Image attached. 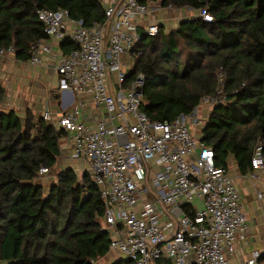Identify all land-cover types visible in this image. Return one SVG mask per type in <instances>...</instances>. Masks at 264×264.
<instances>
[{"label": "trees", "instance_id": "obj_1", "mask_svg": "<svg viewBox=\"0 0 264 264\" xmlns=\"http://www.w3.org/2000/svg\"><path fill=\"white\" fill-rule=\"evenodd\" d=\"M140 1L207 8L213 17L183 19L169 32L161 25L159 34L136 44L126 85L144 75L143 112L173 121L222 89L201 140L217 166L229 169L234 160L241 174L253 172L255 150L264 146V0ZM40 9H66L85 25L105 21L100 0H0V48L14 46L16 58L29 61L32 46L48 39ZM60 47L68 54L77 46L66 38ZM5 98L0 82V104ZM65 135L32 111L0 112V264H95L110 254L104 202L90 173L57 171ZM43 168L56 177L48 187ZM112 264L133 263L121 257Z\"/></svg>", "mask_w": 264, "mask_h": 264}, {"label": "built area", "instance_id": "obj_2", "mask_svg": "<svg viewBox=\"0 0 264 264\" xmlns=\"http://www.w3.org/2000/svg\"><path fill=\"white\" fill-rule=\"evenodd\" d=\"M100 1L105 21L93 25L66 9H40L38 15L48 38L60 43L69 38L77 46L55 65L58 90L88 98L100 113L94 129L78 118L85 100L58 117L49 110L42 115L58 130L73 133L72 159L88 163L82 170L100 190L110 253L133 264H233L238 241L250 232L242 194L229 169L216 165L214 150L201 140L211 111L205 117L200 111L220 103L222 89L218 96L204 97L190 115L151 120L143 112L144 75L126 85L130 70L124 62L144 35L159 34L161 24L152 19L164 6ZM196 11L185 19L213 20L207 8ZM32 49L33 65L43 62L42 53L53 56L46 39ZM15 52L14 46L0 48V56L16 57ZM263 149L261 143L255 150L254 171L264 170ZM262 254L254 250L239 264H257Z\"/></svg>", "mask_w": 264, "mask_h": 264}, {"label": "crops", "instance_id": "obj_3", "mask_svg": "<svg viewBox=\"0 0 264 264\" xmlns=\"http://www.w3.org/2000/svg\"><path fill=\"white\" fill-rule=\"evenodd\" d=\"M157 16L154 19L162 26H166V22L168 21H174L168 13L163 14L161 12V15ZM158 18L162 20L158 21ZM179 22L180 20L177 21V25L172 23V29L178 28ZM169 29L172 30L170 27ZM46 44L51 45L53 56L48 53H42L43 62L38 65H33L29 61H20L14 56H0V82L6 89V98L0 104V112L15 110L21 116H24L27 111H32L35 115L42 116L43 112L49 110L54 117H58L62 113L78 106L81 100H85L86 105L82 112L78 114V118L86 122L92 129L96 128L100 117L98 108L88 98H84L77 93L73 94L69 91L60 92L58 90L59 76L55 71V65L62 54H64L60 47V41L48 38L46 39ZM47 69L55 77L57 76V85L50 87L49 84H45L47 83L46 81H43L44 74L42 72ZM45 98L47 100L43 103ZM73 140V133H66L62 138V155L68 153L72 158ZM78 161L82 164V166H79L80 169L70 166L75 170L87 168L88 163L86 161ZM229 171L235 178L242 194L250 228V232L246 238L238 241L236 256L234 255L235 257L233 256L232 258L233 264H239L241 260L249 258L251 252L254 250L264 253V170L253 171L244 175L241 174L234 160H231ZM102 259L104 258L100 260Z\"/></svg>", "mask_w": 264, "mask_h": 264}, {"label": "rangeland", "instance_id": "obj_4", "mask_svg": "<svg viewBox=\"0 0 264 264\" xmlns=\"http://www.w3.org/2000/svg\"><path fill=\"white\" fill-rule=\"evenodd\" d=\"M161 2L160 1H156V2H154L153 3V5L155 6V7H157V6H159L158 4H160ZM164 9H162V10H156V14H155V16L153 17V21H156L157 22V20H155L154 18L158 15H161V12L163 13V14H167L168 13V15L170 16L171 15V18H173L174 19V21L172 22V21H168V22H166V26H164L165 27V29H166V32H169V27L172 29V23L173 24H176L177 23V21H179L180 20V22L183 20V19H185V17H192V16H194V15H197L198 14V11H196V10H194V9H192L191 7H175L174 6V8L173 9H171V8H168V7H163ZM157 16V17H158ZM164 18H165V16H164ZM183 18V19H182ZM159 20H162V19H159L158 18V21ZM179 22V23H180ZM171 25V26H170ZM177 25V24H176ZM179 26V25H178ZM168 30V31H167ZM173 30V29H172ZM171 31V30H170ZM106 33L107 34H109V29H107L106 30ZM149 41V39L147 40V42ZM54 50H56V49H54ZM48 55V54H47ZM54 60V59H53ZM125 65H126V69L127 70H131V68H132V66H133V61L131 60V59H128V60H125ZM125 65H124V69H125ZM42 74H44L43 75V81H46L47 83H45L46 85H48L49 84V86L50 87H52V85H57L58 84V78H57V76L55 77L54 76V74L51 72V71H49L48 69L47 70H44L43 72H42ZM47 100V98H45V100H44V102L43 103H45V101ZM205 107V109H203V110H201L200 112V117H205L207 114H208V112L209 111H212V109H213V107H214V105H206V106H204ZM210 109V110H209ZM191 127V129H192V131H194L195 132V130L193 129V127L192 126H190ZM70 153V152H69ZM66 155V156H65ZM65 155H62L61 156V158H60V161H59V165H58V168H57V171H60L61 169H63L64 167H67L68 165L70 166H72V167H74V168H78V169H80V167L79 166H82V164H81V162L80 161H73L72 160V158H71V155L70 154H65ZM66 161V162H65ZM70 166V167H71ZM77 170V169H76ZM83 171H85V170H78L77 172H78V174H79V176L81 177L82 176V174H83ZM56 177H55V175H53V174H46V175H43V177H41V181L44 183V185L46 186V187H48L49 185H50V183L55 179ZM196 203H198L197 201H196ZM199 204V203H198ZM200 205V204H199ZM201 207V206H200ZM236 256V255H235ZM234 256V257H235ZM121 258L122 256H119L118 254H116L115 252H112L111 254H109V255H107L106 257H104V259H102V260H99L98 262H96L95 264H112L115 260H117V259H119V258Z\"/></svg>", "mask_w": 264, "mask_h": 264}]
</instances>
